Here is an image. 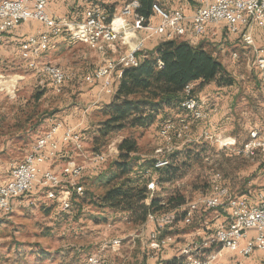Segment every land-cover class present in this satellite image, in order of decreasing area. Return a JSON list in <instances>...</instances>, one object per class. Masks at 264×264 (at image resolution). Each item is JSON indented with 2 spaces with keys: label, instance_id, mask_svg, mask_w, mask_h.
Returning a JSON list of instances; mask_svg holds the SVG:
<instances>
[{
  "label": "rangeland",
  "instance_id": "374dc122",
  "mask_svg": "<svg viewBox=\"0 0 264 264\" xmlns=\"http://www.w3.org/2000/svg\"><path fill=\"white\" fill-rule=\"evenodd\" d=\"M127 1L77 0L81 2L77 9L100 5L114 11ZM44 28L38 21H26L9 34L11 39L0 50V182L10 178L12 165L23 160L54 119L68 125L83 121L78 129L85 146L80 152L67 145L62 151L66 156L56 159L52 168L59 171L68 160L82 163L97 153L108 156L98 171L88 170L83 176L85 193L73 198L72 208H63L60 188H40L16 202L14 210L0 218V264H83L92 254H101L109 264H167L173 259L162 258L167 248L149 247L148 231L153 223L151 216L145 218V208L149 209L148 215L164 212V216H174L178 203L194 200L211 188L216 173H221L235 194L247 193L252 198L264 189V158L239 153L253 130H264V80L254 65L257 54L253 46L246 47L238 39L229 40L225 46L227 55H218L236 81L220 90L223 97L219 100L217 89L208 87L202 93L196 82L200 100L211 108L216 107V102L220 108L224 105V115L212 112L207 119H212L210 123L193 121L177 102L162 107L149 124L112 129L105 122L118 76L114 77L115 90L111 94L102 90L100 82L89 83L83 78L92 74L106 57L124 53L125 45L116 43L100 53L68 35L49 41L41 60L76 74L62 93H57L49 78L30 69L19 54L20 43L29 32L39 33ZM257 34L259 44L264 45V29L259 28ZM147 52L145 48L144 53ZM180 116H187L191 131L181 139L182 152L172 160L173 168L163 175L171 178H153L154 170L145 176V169L153 166L151 159L156 149L164 144L159 135L163 121ZM206 131L214 138H208ZM125 140L128 145L134 143L135 151L128 154L130 159L121 152L120 145ZM127 161L128 171L118 164ZM155 179L157 187L149 189ZM122 184L124 189H132L130 194L106 197ZM153 200L156 204L151 206ZM227 216L226 212L209 210L198 214L191 225L177 216L161 238L173 236L169 243L180 245L175 251L179 254L182 248L201 240L197 229L215 228L227 222ZM114 240H120L117 250L112 247ZM147 247L151 249L148 253Z\"/></svg>",
  "mask_w": 264,
  "mask_h": 264
},
{
  "label": "built area",
  "instance_id": "2783aa9c",
  "mask_svg": "<svg viewBox=\"0 0 264 264\" xmlns=\"http://www.w3.org/2000/svg\"><path fill=\"white\" fill-rule=\"evenodd\" d=\"M140 6L137 0H129L111 14L100 5H90L78 18L53 14L49 9V0H0V50L7 41L6 36L22 23L34 20L43 24L44 30L29 33L21 41L19 54L30 69L49 78L55 92L62 93L69 79H74L76 74H67V69L56 68V63L41 60V55L46 52L47 41L68 35L72 40L87 44L100 53H105L116 43L127 45L124 53L117 57H106L92 74L83 78L89 83L100 82L102 90L111 94L115 90L117 70L140 62V53L146 48L147 37L139 36V31H146L148 36L157 34L164 40L185 37L193 40L205 37L212 31L210 27L214 26L226 28L230 34L241 37L245 45L253 46L257 52L254 65L264 73V47L256 45L252 33L254 26L264 29V0H201V5L192 15H188L183 6L167 9L155 1L152 5L153 15L161 18L159 24L150 21L145 23V18L137 12ZM45 63H53L54 72L43 71ZM180 108L193 121H205L210 117L209 110L194 93L193 83L185 86ZM187 116L163 121L159 135L164 144L156 149L153 166L145 169V176L160 169L165 156L182 148L184 142H181V135L191 131ZM205 134L210 139L214 138L210 131ZM62 145H72L76 151L82 152L85 146L83 134L77 127L54 119L23 160L12 165L10 178L0 182V218L13 211L15 203L26 194L40 188H60L64 209L72 208L74 197L84 195L85 186L81 179L88 170L98 171L108 155L97 153L86 157L82 163L68 160L58 171L51 165L63 156ZM239 153L264 158V130H253L250 140ZM157 183L155 179L154 184H149V189H155ZM182 208L181 221L188 225L193 224L198 214L209 210L217 214L226 212L228 221L215 228L206 226L205 236L193 245L182 248L176 256V264H244L243 259L252 257L256 252L259 253L261 264H264V189L256 193L255 199L247 194H235L224 183L221 173H216L211 188L188 201ZM177 210L174 216H164V212H151L148 215L153 223L148 235L151 249L160 250L173 240L171 235L160 236L166 226L176 220ZM112 247L114 250L119 249L120 240H114ZM226 252L232 256L225 258ZM83 264L109 263L101 254H92Z\"/></svg>",
  "mask_w": 264,
  "mask_h": 264
},
{
  "label": "trees",
  "instance_id": "16d2710c",
  "mask_svg": "<svg viewBox=\"0 0 264 264\" xmlns=\"http://www.w3.org/2000/svg\"><path fill=\"white\" fill-rule=\"evenodd\" d=\"M139 1L141 6L137 9V12L140 15L142 14L143 17L145 16V23H148L153 15L152 5L156 0ZM109 12L112 14L114 11ZM140 55L142 57L139 64L120 67L116 72L118 76L116 90L108 107L107 114L109 117L105 122L106 125L112 126V129L149 124L156 113L166 104L179 102L180 105L184 98V88L188 83L214 84L217 87L232 86L236 83L226 66L211 50L204 48L202 45H196L187 37L163 40L155 49L147 53L143 51ZM128 144V141L125 140L120 148L122 154L130 159L128 154L135 151V148L134 143ZM180 150L176 149L170 153L172 160L182 152ZM151 160L153 165V159ZM118 164L126 171L130 168L129 161L119 162ZM171 164L164 168L155 169L156 174L153 175V178H156V175L163 180L171 178L166 175L163 177L173 168ZM131 190L124 189L122 184L109 191L106 197L109 198L114 193L116 195H127L130 194ZM186 203H178L174 207L178 209V217L183 213V209L181 211L179 208ZM111 204L115 206L114 203ZM155 204L156 201L153 200L151 206ZM148 210L145 208V218L148 216ZM172 264H176V259H173Z\"/></svg>",
  "mask_w": 264,
  "mask_h": 264
},
{
  "label": "crops",
  "instance_id": "0c3cea01",
  "mask_svg": "<svg viewBox=\"0 0 264 264\" xmlns=\"http://www.w3.org/2000/svg\"><path fill=\"white\" fill-rule=\"evenodd\" d=\"M158 2L164 8H167V9L174 8V7H178V6H183L184 9H185V12L188 15H192L197 10V8L201 5V0H173V1H171V0H158ZM79 4H81V2H77V0H49V9H50V11L53 14H61V15L70 14L73 17H78L79 18V16L83 12V10H82L83 8L77 9L80 6ZM124 5L125 4H123V5L119 6V7H116L115 8V11L118 10V9H120ZM150 22L152 24H159L161 22V18L158 15L154 14L151 17ZM210 28H211L212 31L215 30V32L212 33V31H211L205 37H201V38H198V39H195V40L193 39L192 41L196 45H202L204 48L211 50L214 53V55L217 56L218 59L222 62V60L220 59L219 56L227 55L226 54V52H227L226 49L227 48L225 46L228 43V41L229 40L231 41L233 39H238L239 41L242 42V39L239 36L230 34L227 31V29L224 28V27H217V28H215L214 26H211ZM258 29H259L258 26H254V28L252 29V33L254 34L255 39H256V45L259 46V47H264V45H260L259 44L260 41H259V36L257 34L258 33ZM9 34L6 36V39H7L6 42H8L11 39ZM138 34H139V36H142L143 35V36H146L147 37L145 47L147 48L148 51H151V50L155 49L157 47V45L161 41L164 40L161 36H159L157 34L156 35H153V36H150V35L148 36L146 31H139ZM131 36H134V35H131ZM124 47L125 48H128L127 45H125ZM246 47H247V45H246ZM216 49L218 50L217 52H216ZM254 50L256 51L255 48H254ZM256 54H257V52H256ZM222 63L224 64V62H222ZM259 76L262 77V79L264 80V73H261L260 72L259 73ZM196 84L197 83L194 84V93L196 94L197 97H199L198 94L195 91V85ZM208 87H211V88L213 87V89H217L218 90L217 93H216L218 95V96H216L218 100L221 97H223V94H222L223 92L220 91V90H222L223 87H217L216 88V87L212 86V84L200 85V89H201L200 91L202 93H204V91H206ZM215 104H216L215 105L216 107L211 108L210 105L207 106L204 103L205 108L207 110H209V112H210V116H211L212 112H216L215 114H217L219 112L218 115H220V114L221 115H224L225 111H222L223 110L222 107L224 105H222L221 108H220V107H218L219 106V103L218 102H216ZM211 120H205V121H207V123H210ZM69 123H71V122H69ZM82 123H83V121L78 122L77 124L76 123H71L69 125L75 124V125H72V126L78 128L79 126L82 125ZM65 149H66L65 145H62V151L65 150ZM63 156H66V155H63ZM67 157L69 158L70 156L68 155ZM244 194H247V193H244ZM255 196L256 195H254L252 198L255 199ZM197 230H198L197 231V234L200 236V238H203L205 236V234H206V232L204 231V228H202V229L199 228ZM148 235H149V233H148ZM179 246H180L179 244H175V243H171V244L170 243H166L163 247L164 248H167V249L164 250L165 251V254H162L163 255L162 258L164 259V258H169L170 256H172V258L174 259L177 256V254H178V253L176 254V252L179 249ZM150 250H151L150 248H148V247L146 248L147 253L150 252ZM231 256L232 255L229 252H226L225 255H224L225 258L231 257ZM173 259H171V261H167V262L169 264H172ZM148 260H149V258H148ZM243 262H244V264H261V260H260V257H259V253L256 252L255 255H253L252 257L244 258V261Z\"/></svg>",
  "mask_w": 264,
  "mask_h": 264
},
{
  "label": "bare ground",
  "instance_id": "6f19581e",
  "mask_svg": "<svg viewBox=\"0 0 264 264\" xmlns=\"http://www.w3.org/2000/svg\"><path fill=\"white\" fill-rule=\"evenodd\" d=\"M137 1L140 3L139 0H137ZM140 5H141V3H140ZM140 16L143 17L142 14H141ZM144 17H145V16H144ZM131 35H133V34H130L129 36H131ZM48 42H49V41H47V43H48ZM131 46H133V43H131ZM56 68H64V67H62V66L56 64ZM43 71H45V72H54V64H53V63H45V64H43ZM67 74H74V73L71 72V71H69V70H67ZM73 80H74V79H69V82H71V81H73ZM186 136H188V133H183V134L181 135V139L184 138V137H186ZM171 162H172L171 157H170L169 155H168V156H165V157H164V160L162 161V164H161L160 168H164V167L170 165ZM151 184H154V183H151Z\"/></svg>",
  "mask_w": 264,
  "mask_h": 264
}]
</instances>
